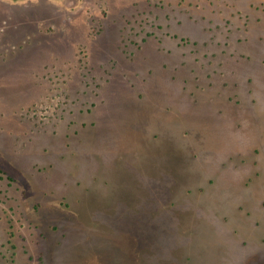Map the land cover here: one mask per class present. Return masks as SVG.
Segmentation results:
<instances>
[{
    "label": "rangeland",
    "instance_id": "obj_1",
    "mask_svg": "<svg viewBox=\"0 0 264 264\" xmlns=\"http://www.w3.org/2000/svg\"><path fill=\"white\" fill-rule=\"evenodd\" d=\"M0 264H264V0H0Z\"/></svg>",
    "mask_w": 264,
    "mask_h": 264
},
{
    "label": "flooded vegetation",
    "instance_id": "obj_2",
    "mask_svg": "<svg viewBox=\"0 0 264 264\" xmlns=\"http://www.w3.org/2000/svg\"><path fill=\"white\" fill-rule=\"evenodd\" d=\"M5 1H9V2L15 3V2H18V1H22V0H5Z\"/></svg>",
    "mask_w": 264,
    "mask_h": 264
}]
</instances>
